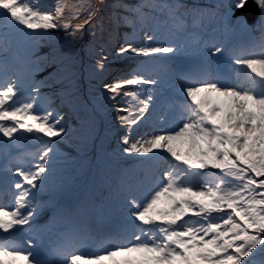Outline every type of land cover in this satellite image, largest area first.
<instances>
[{
    "label": "snow or ice",
    "instance_id": "snow-or-ice-1",
    "mask_svg": "<svg viewBox=\"0 0 264 264\" xmlns=\"http://www.w3.org/2000/svg\"><path fill=\"white\" fill-rule=\"evenodd\" d=\"M103 9V0H54L50 8L0 0V134L14 143L23 129L42 145L18 161L5 141L12 177L3 194L12 202L0 205V258L264 264V0L211 9L113 0ZM113 34L124 38L106 55ZM84 41L90 76H102L109 60L128 62L92 85L90 97L80 87ZM162 102L169 107L159 124L141 132ZM108 133L118 139L110 152ZM70 137L79 161L61 150ZM97 141L96 172L108 177L99 198L95 183L77 190L72 176L77 165L88 168ZM122 163L137 169L133 182Z\"/></svg>",
    "mask_w": 264,
    "mask_h": 264
},
{
    "label": "rangeland",
    "instance_id": "rangeland-1",
    "mask_svg": "<svg viewBox=\"0 0 264 264\" xmlns=\"http://www.w3.org/2000/svg\"><path fill=\"white\" fill-rule=\"evenodd\" d=\"M104 1V4L106 5V7H105V9H103L102 10V13H106L107 11H106V9L108 10V6H110L112 3H110V0H103ZM186 1V3H184V4H186V5H188V6H197L195 3H194V1H197V2H199V3H203V4H205V3H209V4H211V3H213V5H211L210 7H206V6H199V7H201V8H204V9H211V8H213L214 6H216L217 4H218V1H216V0H185ZM28 2V1H27ZM68 2L70 3V0H68ZM125 2H127V3H132L131 2V0H125ZM206 7V8H205ZM122 31V30H121ZM118 34H113L112 35V37L114 38V41L116 42V43H118ZM112 37H111V42L110 43H108V46H105V54L106 55H108V53H109V49H111V48H113V39H112ZM90 39V38H89ZM88 47H89V45H88V41H84L82 44H81V50H82V55L84 56L85 54H88ZM96 51H99V48H97L96 49ZM93 63H94V61H93ZM84 66H85V73L86 74H89V72H88V70H87V65H85L84 64ZM96 78H98V79H100L101 78V76H99V77H93V76H86V79H87V81L85 82L86 84L87 83H96ZM148 127V125H146V128ZM64 152V151H63ZM65 153V155H68V153L67 152H64ZM73 160H78V157H74V158H72ZM124 169H127V167H125ZM96 172V171H95ZM88 171H86V172H84L83 173V175L84 176H88ZM129 176H130V174L128 173V171H127V178H129ZM102 177V176H101ZM106 178L107 177H102V179L103 180H106ZM13 262H15V263H17V264H20V262H18V261H13Z\"/></svg>",
    "mask_w": 264,
    "mask_h": 264
},
{
    "label": "bare ground",
    "instance_id": "bare-ground-1",
    "mask_svg": "<svg viewBox=\"0 0 264 264\" xmlns=\"http://www.w3.org/2000/svg\"><path fill=\"white\" fill-rule=\"evenodd\" d=\"M127 67V66H126ZM85 78V77H84ZM87 81V79H83V75H81V80H80V85H82L83 83H85ZM41 148H42V145H39L37 146L36 148H34L33 150H31L30 152H28L25 156H24V159H29L33 156H35L37 153H39L41 151ZM17 156V155H16ZM10 158V157H9ZM11 197L8 196L5 198V202L3 204H10L12 201H11Z\"/></svg>",
    "mask_w": 264,
    "mask_h": 264
},
{
    "label": "trees",
    "instance_id": "trees-1",
    "mask_svg": "<svg viewBox=\"0 0 264 264\" xmlns=\"http://www.w3.org/2000/svg\"><path fill=\"white\" fill-rule=\"evenodd\" d=\"M71 2H74V0H70V3H71ZM112 2H113V0H110V3H112ZM131 2H132V3H136L137 0H131ZM103 3H104V1H103ZM104 5H105V4H104ZM105 7H106V5H105ZM106 11H107V9H106ZM112 39H113V37H112ZM113 41H114V39H113ZM106 46H108V44H107ZM108 55H111V53L109 52ZM83 57H84V61H85L84 64L87 65V64H88V54H85ZM113 61H114V60H109L108 62H113ZM115 61H117V60H115ZM117 68H118V67H114V68H111V69H110V67H106V69L104 70V75H103V77H102L101 80H105L106 77H108L109 74H111L112 72H114ZM118 70H119V69H118Z\"/></svg>",
    "mask_w": 264,
    "mask_h": 264
},
{
    "label": "water",
    "instance_id": "water-1",
    "mask_svg": "<svg viewBox=\"0 0 264 264\" xmlns=\"http://www.w3.org/2000/svg\"><path fill=\"white\" fill-rule=\"evenodd\" d=\"M256 11V10H255Z\"/></svg>",
    "mask_w": 264,
    "mask_h": 264
}]
</instances>
